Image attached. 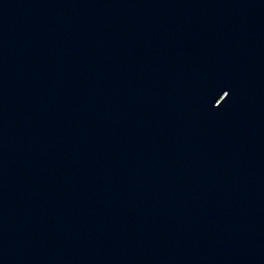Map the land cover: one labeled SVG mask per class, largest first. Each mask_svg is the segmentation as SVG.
Here are the masks:
<instances>
[{
    "label": "water",
    "instance_id": "95a60500",
    "mask_svg": "<svg viewBox=\"0 0 264 264\" xmlns=\"http://www.w3.org/2000/svg\"><path fill=\"white\" fill-rule=\"evenodd\" d=\"M0 264H264V0H0Z\"/></svg>",
    "mask_w": 264,
    "mask_h": 264
}]
</instances>
